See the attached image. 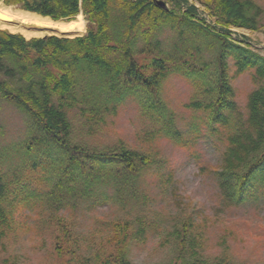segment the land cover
<instances>
[{"label":"trees","instance_id":"16d2710c","mask_svg":"<svg viewBox=\"0 0 264 264\" xmlns=\"http://www.w3.org/2000/svg\"><path fill=\"white\" fill-rule=\"evenodd\" d=\"M171 1L174 8L168 10L161 8L158 0H0L6 6L54 21H72L83 14L89 24L87 34L74 39L49 36L27 40L21 34L0 28V76L5 78L0 80V97L20 107L35 122L38 132L46 136L54 154L62 155L59 160L46 161V156L51 155L46 145L45 155L31 159L38 145L27 144L24 152L30 159L24 167L27 169L31 164L43 170L49 191L39 196L33 193L25 199L32 205L49 206L50 216L44 224L56 222L64 236L63 240H55L54 251L66 257L70 249L77 259L76 263L72 260L66 264H131L126 249L135 235L129 222L109 223L114 235L103 239L100 250L89 261L81 262L83 257L72 246L76 241L69 227L64 226L68 219L58 216L62 207L70 208L67 205L77 209L82 203H88L95 209L99 203L116 200L126 209L140 203L139 187L155 164L150 154L124 145L104 151L91 150L73 145L70 140V112L80 110L89 122L99 125L104 122L103 114L109 111L108 106L122 100L119 89L122 84L129 87L142 83L146 93L152 94L155 84L159 86L170 73L181 72L199 91L205 88L209 94H216L218 99L206 109L211 121L229 130L222 170L217 174L225 201L243 202L251 184L259 183V188L264 189V57L231 38L232 28L261 31L263 10L251 0H197L217 19L221 31L216 32L199 17L196 5H190L187 0ZM184 26L193 31V37L186 42L181 37L186 34ZM168 28L178 29L180 42L190 48L188 54L180 56L186 59L184 64H176L173 59L172 62L162 51L160 36ZM141 38L146 46L139 50ZM197 39L217 43L218 51L212 59L217 62L218 74L213 78L208 79L207 64L203 63L200 68L192 65L195 52H201ZM185 45L181 53L185 52ZM152 48L158 55L150 59L145 53H153ZM142 55H145L144 65L138 60ZM229 57L238 64V74L255 70L254 80L259 87L249 96L246 115L238 112L229 100L234 96L226 76ZM142 71H152V74L145 76ZM107 78L109 90L105 86ZM203 106L190 105L199 109ZM151 107L155 112L157 108L163 109L159 100ZM42 159L46 161L43 164ZM8 185L0 171V201L5 198ZM111 190L113 197L108 195ZM12 228L9 217L1 209L0 244ZM191 228L190 222L181 221L173 234L178 258L182 264H210L201 258L198 250L203 241L192 235ZM143 230L139 233H145ZM107 246H113L108 255ZM105 254L107 257H103ZM189 256L194 262L187 260ZM215 264L233 263L223 257Z\"/></svg>","mask_w":264,"mask_h":264},{"label":"rangeland","instance_id":"374dc122","mask_svg":"<svg viewBox=\"0 0 264 264\" xmlns=\"http://www.w3.org/2000/svg\"><path fill=\"white\" fill-rule=\"evenodd\" d=\"M159 1L165 2L169 9L174 8L171 0ZM187 1L199 8L201 19L211 24L216 32L221 31L217 19L207 8L197 0ZM251 1L263 10L260 17L262 30L254 32L232 28L231 38L264 57V0ZM87 28L85 22L80 35L86 34ZM182 29L186 34L181 37L186 42L193 37V31L187 26ZM160 40L162 51L176 64H184L186 59L180 56L188 54L190 48L180 42L178 29H166ZM214 41H195L201 52H195L192 65L200 68L207 64L208 79L218 74L217 62L213 60L218 46ZM138 45L139 50L146 46L142 38ZM184 45L185 52L181 53ZM156 51L152 48L153 53L145 55L153 59L158 55L154 53ZM145 55L138 56L143 65ZM227 63L226 76L234 89V96L229 100L233 101L238 112L246 115L249 96L259 87L254 80L255 70L238 74L235 59L229 57ZM142 72L145 76L152 74V71ZM2 79L5 80L0 76ZM105 86L107 90L111 89L108 78ZM154 86L153 93L148 94L142 83L129 87L120 85L122 100L108 106L109 111L103 114L104 122L99 125L89 122L80 110L70 112V140L73 145L99 151L124 145L150 154L155 161L139 187V204L133 203L122 209L116 200H107L95 209H91L92 204L88 203H82L77 209H72V205L60 209L58 216L68 219L64 226L69 227L71 237L76 241L72 246L77 255L83 257L80 261H89L100 250L103 239L114 235L109 223L127 221L135 235L126 249L131 264H182L173 234L179 223L185 221L192 224V235L203 241L198 252L210 264L223 257L233 264H264V189L259 188V183L251 184L243 202L230 204L225 201L219 184L217 174L222 170L229 130L221 123L211 121L206 109L218 96L209 94L205 88L199 91V87H195L181 72L170 73L159 86ZM158 100L163 109L157 108L155 112L151 105ZM192 103L204 106L200 109L190 107ZM30 143L38 145L31 159L44 154L46 145L51 152L46 161L62 158V155L54 154L46 136L38 132L35 122L20 107L0 97V171L9 184L5 198L0 201V210L5 211L13 225L12 231L0 244V264H66L72 260L76 263L70 249L65 253L66 257L54 251L55 240H63L64 236L60 231L62 227L56 222L44 224L50 216L49 206L26 202L25 198L33 193L39 196L49 191L43 170H37L31 164L27 169L24 167L30 159L24 152ZM43 159L42 164L46 162ZM233 183L235 186L236 181ZM108 195L114 196L112 190ZM142 229L145 233H139ZM111 251L113 246H107L106 254ZM106 254L103 257H107ZM187 260L194 262L191 256Z\"/></svg>","mask_w":264,"mask_h":264},{"label":"bare ground","instance_id":"6f19581e","mask_svg":"<svg viewBox=\"0 0 264 264\" xmlns=\"http://www.w3.org/2000/svg\"><path fill=\"white\" fill-rule=\"evenodd\" d=\"M81 18L71 22L53 21L28 11H14L0 3V28L13 34H21L27 39L44 37L47 34L62 37L82 36L80 34L84 30V23Z\"/></svg>","mask_w":264,"mask_h":264},{"label":"water","instance_id":"95a60500","mask_svg":"<svg viewBox=\"0 0 264 264\" xmlns=\"http://www.w3.org/2000/svg\"><path fill=\"white\" fill-rule=\"evenodd\" d=\"M158 3H159V6H160L161 8L167 9V5H166V3L162 2V1H158Z\"/></svg>","mask_w":264,"mask_h":264},{"label":"crops","instance_id":"0c3cea01","mask_svg":"<svg viewBox=\"0 0 264 264\" xmlns=\"http://www.w3.org/2000/svg\"><path fill=\"white\" fill-rule=\"evenodd\" d=\"M81 17L83 18V20H84V17H83V15H81ZM85 23V22H84Z\"/></svg>","mask_w":264,"mask_h":264}]
</instances>
